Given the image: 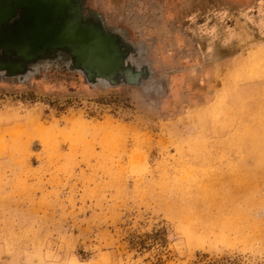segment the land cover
<instances>
[{
  "label": "rangeland",
  "instance_id": "rangeland-1",
  "mask_svg": "<svg viewBox=\"0 0 264 264\" xmlns=\"http://www.w3.org/2000/svg\"><path fill=\"white\" fill-rule=\"evenodd\" d=\"M54 2L4 28L0 264H264V0Z\"/></svg>",
  "mask_w": 264,
  "mask_h": 264
},
{
  "label": "bare ground",
  "instance_id": "bare-ground-1",
  "mask_svg": "<svg viewBox=\"0 0 264 264\" xmlns=\"http://www.w3.org/2000/svg\"><path fill=\"white\" fill-rule=\"evenodd\" d=\"M26 10V9H25ZM26 12L28 13V11L26 10ZM53 17L51 15H49L47 17V20L49 19H52ZM6 19V18H5ZM4 19V20H5ZM3 20V21H4ZM1 21V20H0ZM45 25V24H44ZM42 25V28H46V31L44 33H46V36H45V39L44 41H41L40 42V46L43 48V51L46 49L47 46H53L56 44L55 42V39L53 38V36L49 33V31L51 30L52 27H48L47 26H44ZM32 27L33 25L31 24L30 22V17H27V23L25 24V28H24V31H32ZM9 29V27H6ZM49 31H48V30ZM54 29V28H53ZM37 31L41 32V31H44L42 30L41 28L37 29ZM29 34V33H28ZM28 34H24L25 35H28ZM18 38H16V36L13 35V33L11 31H5V32H2L0 31V48H2L3 50H6V51H12L13 50V46L15 45V41H17ZM25 43H26V46L28 47L29 50L33 49V43L30 41V39H26L25 40ZM41 50V49H40ZM87 53V52H86ZM32 56V55H31ZM35 57V56H34ZM87 64H84V66H86ZM250 131V130H249ZM258 131V130H257ZM250 134V132H249ZM253 134V133H252ZM256 135V134H255ZM252 136V135H251ZM256 138V137H255ZM238 139V138H237ZM254 143V142H253Z\"/></svg>",
  "mask_w": 264,
  "mask_h": 264
},
{
  "label": "crops",
  "instance_id": "crops-1",
  "mask_svg": "<svg viewBox=\"0 0 264 264\" xmlns=\"http://www.w3.org/2000/svg\"><path fill=\"white\" fill-rule=\"evenodd\" d=\"M8 2H9V5H11V8H10V10H9V12H8V14H9V16H8V18L7 19H2L0 22H1V27H3V29H2V32H4L5 30H4V28H6V26H8V24H10L11 22H13V20H14V17L16 18V11L18 10L19 11V13L21 12V11H24L25 9L27 10V8H26V4H25V0H23V1H20V0H16L15 2L13 1H10V0H7ZM56 4H57V2H56ZM8 5V4H7ZM8 5V6H9ZM48 7H44V9H43V11L41 10V12H43L45 15H51L54 19L52 20V22L53 21H56L57 20V13L55 12V10H53V8H52V6L53 5H55V2H54V0H48ZM16 8H17V10H16ZM13 9H14V12H13ZM59 10H61V8H59ZM78 13V12H77ZM40 15H43L42 13L40 14ZM70 19H72V20H74V21H76V22H78L79 21V15L78 14H76V15H71L70 16ZM4 20V21H3ZM36 21H37V18L35 19ZM43 25V24H42ZM56 25V24H55ZM54 25V26H55ZM39 29V28H41V26H40V24H37V26L35 25H33V27H32V29ZM55 28V27H54ZM16 34V33H15Z\"/></svg>",
  "mask_w": 264,
  "mask_h": 264
},
{
  "label": "trees",
  "instance_id": "trees-1",
  "mask_svg": "<svg viewBox=\"0 0 264 264\" xmlns=\"http://www.w3.org/2000/svg\"><path fill=\"white\" fill-rule=\"evenodd\" d=\"M204 264H235V261L229 258H220L217 260H210Z\"/></svg>",
  "mask_w": 264,
  "mask_h": 264
}]
</instances>
